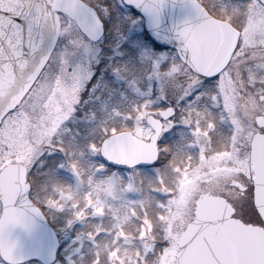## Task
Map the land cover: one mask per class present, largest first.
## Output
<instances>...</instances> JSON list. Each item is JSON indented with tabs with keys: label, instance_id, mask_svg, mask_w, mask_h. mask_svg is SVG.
I'll use <instances>...</instances> for the list:
<instances>
[{
	"label": "rangeland",
	"instance_id": "obj_1",
	"mask_svg": "<svg viewBox=\"0 0 264 264\" xmlns=\"http://www.w3.org/2000/svg\"><path fill=\"white\" fill-rule=\"evenodd\" d=\"M86 1L93 6L111 3ZM204 1L209 7L224 3L229 9L236 0ZM131 19L133 23H126L121 34L119 52L123 55L112 58L113 32L107 31L101 41L100 63L91 65L101 85L95 96L88 92L84 101L79 99L88 74L79 63H70L74 53L66 58L58 48L26 98L0 127V172L13 164L23 166L28 175L31 170L33 199L44 206L56 226L66 264L76 253L83 257L76 264H177V239L193 219L198 199L210 194L232 205L233 190L238 189L232 182L239 181L241 175L249 177L246 153L236 156L210 151L203 132L182 129L187 120L182 117L181 101L197 80L186 68L156 73L151 82L142 79L148 69H134L128 78L134 74L139 83L131 89L117 82L110 65L130 62L131 51L172 53L155 50L144 39V20L134 12ZM62 22L61 35L71 33L79 47L76 25ZM149 89L151 99L140 94ZM104 102L107 110L101 111ZM165 106H172L177 113L164 125L159 150L163 167L119 172L101 160V144L110 135L131 131L148 141L153 133L140 122L156 116ZM93 114L94 121L85 123ZM230 139L225 133L223 146L227 147ZM230 159L235 165L231 171L226 167ZM165 240L168 248L162 253L157 246Z\"/></svg>",
	"mask_w": 264,
	"mask_h": 264
},
{
	"label": "water",
	"instance_id": "obj_2",
	"mask_svg": "<svg viewBox=\"0 0 264 264\" xmlns=\"http://www.w3.org/2000/svg\"><path fill=\"white\" fill-rule=\"evenodd\" d=\"M260 1L264 3V0ZM25 3L35 5L33 12L37 7L50 9L54 17V6L59 0H25ZM74 4L88 5L82 0H74ZM11 8L10 0L0 4L2 12L7 13ZM133 10L145 20L146 32L154 43L174 50L176 31L186 24L195 26L197 23V40L190 49L188 60V66L196 74L216 75L235 47L236 38L231 28L211 17L197 0H163L158 18L141 9ZM72 21L77 26V21ZM59 28L61 32V22ZM20 51L22 56L17 55ZM52 53L46 50L33 55L26 39L20 49L15 40L10 47L6 38H0V125L30 91ZM162 112H167L164 119L171 115L169 109ZM146 122L154 131L149 142L135 137L130 131L112 135L102 143V159L121 170L136 165L153 167L158 160L157 140L163 123L152 116L147 117ZM251 155L255 173L253 182L260 189L258 199L264 201V134L254 138ZM26 178L27 170L19 164L9 165L0 172L1 216L17 207L26 218V226L18 225L5 232L3 247L7 249L8 242L14 245V256L19 264L31 260L51 264L56 258L59 241L42 211L31 201ZM21 197H24L21 203L29 210L20 204ZM231 214L232 206L224 198L201 196L193 221L179 236L178 264H264V230L243 226L239 221H233Z\"/></svg>",
	"mask_w": 264,
	"mask_h": 264
},
{
	"label": "snow or ice",
	"instance_id": "obj_3",
	"mask_svg": "<svg viewBox=\"0 0 264 264\" xmlns=\"http://www.w3.org/2000/svg\"><path fill=\"white\" fill-rule=\"evenodd\" d=\"M4 0H0L2 4ZM12 8L5 13L0 11V38H6L9 41V46H12V41L17 42V47L22 49L25 39L32 54L37 52L48 53L57 51L63 54L66 58L70 53H74L69 59L70 63L75 66L77 63L87 72V80L85 87L88 89L90 96H95L100 89V82L96 79V72L92 71V64L100 63V56L103 49L100 47L101 41L104 39L106 31H111L115 34V42L109 47L113 51V59L116 55H123L119 52V44L122 39V31L124 25L133 23L131 19L133 9H141L145 13L158 18L163 0H111V3L103 4H88L78 6L74 4V0H59V3L54 6L55 16H52V11L46 8L35 7L32 3H25V0H10ZM77 21V31L81 43L76 47L74 37L71 33L60 35L59 24L61 21L72 20ZM197 24V23H196ZM192 24H186L176 31L174 37L175 50L172 53L142 54L139 49L130 52L132 60L124 64L113 63L110 69L116 77L117 82H123L130 89L139 83L133 74L129 79V73L134 69H148L146 74H142V79L152 81V76L156 73L171 74L176 72L177 68L183 71L188 67L189 52L197 40L198 27ZM14 51L16 49L14 48ZM17 55H23L22 51L17 52ZM85 58L87 64L85 65ZM166 65V67H164ZM189 73L191 70L189 69ZM198 75V74H197ZM218 73L214 76H206L200 80L199 87L209 86L215 88L219 82ZM141 95L151 99V89L147 92L142 91ZM160 98V97H159ZM169 109L171 115L164 119L167 112H162L154 119H159L162 123L167 124L169 120H174L176 112L170 109L169 106L162 107ZM107 110V102L101 105V111ZM95 116L86 117L85 123L94 121ZM149 133L153 131L151 124L145 121L140 122ZM164 137L157 140V144H161ZM51 155V154H50ZM54 158V157H53ZM43 166V161L41 162ZM141 170L140 165H136L131 169H126L129 172H137ZM32 172L29 170V175ZM258 185L248 181L245 183L243 192L239 189L233 190L232 214L233 221H239L241 225L250 227L252 230H264V201L258 199ZM31 187L29 188V195ZM24 197H21L20 204L26 207ZM18 202V201H17ZM29 210V209H28ZM39 215L38 212L31 211ZM18 225L26 226L25 213L18 210L10 211L6 215L0 216V264H19V261L14 256V245L9 243L5 249L3 247L4 234L11 228ZM163 253L168 248V241H164L157 246ZM81 253H76L74 257H69L68 264H76L78 259H82Z\"/></svg>",
	"mask_w": 264,
	"mask_h": 264
},
{
	"label": "flooded vegetation",
	"instance_id": "obj_4",
	"mask_svg": "<svg viewBox=\"0 0 264 264\" xmlns=\"http://www.w3.org/2000/svg\"><path fill=\"white\" fill-rule=\"evenodd\" d=\"M202 4L215 19L229 24L237 32L236 47L226 65L218 72L221 75L215 88L207 85L199 87L203 76L191 71L190 74L197 80L191 85L192 90L188 88L185 91L187 95L181 101L182 117L187 120L186 126L182 129L186 132H203L208 139L207 148L210 151L216 149V152L221 153L232 152L236 156L240 153L247 154L244 157H247L249 177L247 174H245L247 177L241 175L239 181L232 182L233 186L243 192V185L248 181L253 182L254 178L251 159L253 139L258 134H264V80L261 79L264 77V56L253 55L264 52V4L259 0H236L230 3L232 9L231 6L229 9L226 8L224 3H216L218 7L217 5L209 7L205 1H202ZM186 69L189 71L190 68ZM175 111L177 113L176 109ZM164 125L163 123V129ZM193 128L195 130H192ZM221 130L223 135L219 133ZM225 133L231 137L227 147L223 146L222 141ZM162 135L163 132L160 138ZM241 137L248 138V141H240ZM160 147L161 144L159 150ZM226 167L230 171L235 167L231 159ZM29 183L30 195L33 198L35 183L32 184L31 181ZM34 202L46 214L44 206L35 200ZM0 207L2 210L1 203ZM25 264L43 263L30 261Z\"/></svg>",
	"mask_w": 264,
	"mask_h": 264
},
{
	"label": "trees",
	"instance_id": "obj_5",
	"mask_svg": "<svg viewBox=\"0 0 264 264\" xmlns=\"http://www.w3.org/2000/svg\"><path fill=\"white\" fill-rule=\"evenodd\" d=\"M87 96V95H86ZM86 96L84 97L83 101L86 99ZM164 162V161H163ZM165 165V162L163 163V166ZM181 169H177V171H180ZM170 175V174H169ZM164 176V175H163ZM165 185H168V182L164 181ZM101 236V235H100ZM98 236V237H100Z\"/></svg>",
	"mask_w": 264,
	"mask_h": 264
},
{
	"label": "clouds",
	"instance_id": "obj_6",
	"mask_svg": "<svg viewBox=\"0 0 264 264\" xmlns=\"http://www.w3.org/2000/svg\"><path fill=\"white\" fill-rule=\"evenodd\" d=\"M253 55H254V56H255V55L264 56V52H262V53H254ZM261 79L264 80V77H262Z\"/></svg>",
	"mask_w": 264,
	"mask_h": 264
}]
</instances>
